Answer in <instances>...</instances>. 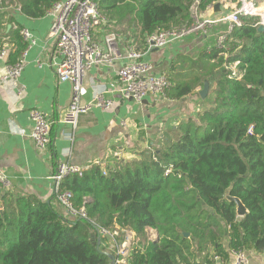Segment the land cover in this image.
I'll list each match as a JSON object with an SVG mask.
<instances>
[{"label": "trees", "instance_id": "trees-1", "mask_svg": "<svg viewBox=\"0 0 264 264\" xmlns=\"http://www.w3.org/2000/svg\"><path fill=\"white\" fill-rule=\"evenodd\" d=\"M60 1L0 0L6 65L16 64L27 48L23 27L8 9L40 19ZM92 1L107 32L130 29L143 54L148 36L190 24L192 9L204 12L218 0ZM241 22L223 48L209 47L191 61L184 56L192 65L186 79L174 82L165 73L169 99L208 84L194 118L133 160L92 165L82 177L62 180L60 191L70 192L74 210L85 218L62 216L34 196L1 193L0 264H110L91 238L95 230L112 234L117 228L144 241L130 247L128 264H210L213 256L227 261L237 251L264 256V32L254 18ZM226 195L240 200L243 217ZM147 229L156 231V241L146 239Z\"/></svg>", "mask_w": 264, "mask_h": 264}, {"label": "crops", "instance_id": "crops-1", "mask_svg": "<svg viewBox=\"0 0 264 264\" xmlns=\"http://www.w3.org/2000/svg\"><path fill=\"white\" fill-rule=\"evenodd\" d=\"M232 2L218 0L198 15L218 20L230 10ZM8 11L22 30L32 33L34 44L25 50L20 78L7 79L0 85V173L10 181L9 188H0V196L4 191L14 196H34L41 202H51L62 216H66L67 212L53 197L50 180L58 163L87 166L99 162L102 168L119 166L121 162L135 159L141 148L159 146L180 123L194 118L200 110L202 99L198 92L201 87L181 99L148 96L137 103L122 98L117 72L126 62V52L135 50L137 45L131 30L121 31L119 27L120 32H116L119 58L112 64L95 66L88 71L80 95L82 102L89 103L93 90L100 89L113 102L111 109L93 108L79 117L73 130L66 124L54 122L47 148H36L29 137L32 127L29 112L35 109L50 119L59 118L70 102L71 85L58 82L51 67L58 61L56 40L49 35L51 17L30 19L13 8ZM223 29L222 24L215 23L205 34H191L166 47L151 49L143 53L142 58L153 65V74L166 73L174 82L182 81L192 66L190 61L199 52L215 46ZM107 31L105 26L96 28L93 39L102 42ZM184 56L191 58L190 61L183 60ZM5 66L0 60V78L6 74ZM19 86L22 88L18 89ZM146 237L148 241H156L157 233L147 229ZM143 242L135 239L131 232L117 228L111 236H100L99 250L113 255L115 260L118 250L128 256L131 246L141 247ZM247 256L249 264H264L261 254L250 252ZM201 259L198 257L199 261Z\"/></svg>", "mask_w": 264, "mask_h": 264}, {"label": "built area", "instance_id": "built-area-1", "mask_svg": "<svg viewBox=\"0 0 264 264\" xmlns=\"http://www.w3.org/2000/svg\"><path fill=\"white\" fill-rule=\"evenodd\" d=\"M230 10L224 13L218 20H207L197 18L195 9H192V22L187 25L162 30L148 36L146 52L151 49L166 47L191 34H205L206 30L215 23L224 26L216 40V46L223 48L228 36L237 28L241 27L242 18H254L253 26L262 27L264 30V0H233L229 6ZM51 17L49 35L56 40L58 61L51 65L53 73L58 82H68L71 85V98L65 112L57 119H50L39 110H31L29 119L32 123L29 134L35 147L44 150L50 143L51 125L61 122L72 130L77 127L81 115L87 114L93 108L109 110L113 102L105 97L100 89L93 90L92 99L89 103L81 101V88L85 74L95 66L112 64L119 58L115 33L108 32L104 35L102 42L93 39V31L106 23L96 4L92 0H61L54 4L47 13ZM194 15V17H193ZM27 48L34 44V38L30 31H21ZM25 52L14 65H6V74L0 78V85L7 79L17 80L20 78L24 68ZM7 51L0 48V60H6ZM142 54L134 49L126 52V62L117 72V82L120 93L124 100L139 103L148 96L165 97V92L170 87V82L165 73L153 74V65L142 58ZM38 66H40L38 64ZM22 88L21 86L18 87ZM92 165L102 168V164L94 162L87 166H77L68 162H60L50 177L55 201L64 208L67 214L73 218H85L83 210L75 211L71 203L70 192L60 191L59 185L62 180L69 176L82 177ZM105 174V171L102 172ZM10 187V181L0 173V188ZM112 234L99 231L100 236H111ZM229 261L222 260L219 256H213L210 264H249L248 256L244 251L231 253ZM121 250L117 251V258L113 264H128V256L123 257ZM115 258V257H114Z\"/></svg>", "mask_w": 264, "mask_h": 264}, {"label": "water", "instance_id": "water-1", "mask_svg": "<svg viewBox=\"0 0 264 264\" xmlns=\"http://www.w3.org/2000/svg\"><path fill=\"white\" fill-rule=\"evenodd\" d=\"M9 28H10V26H8L7 29H9ZM257 31L260 32V33L264 32V30H263L262 27H258L257 28ZM207 93H208V84L207 83H204L203 88L198 92V94H199V96H200L201 99H204L206 97ZM226 198L229 201L234 202L236 204V214H237L238 217L241 218V217H243L247 213L245 207L242 205V203L240 202L239 199H237V198H231L228 195H226ZM95 234H96L97 237H96L95 241H94V238L93 237L91 238V245L93 247H95L96 250H99V246H100L99 231L98 230H95ZM185 236L187 237L188 235L185 234ZM104 254H105V256L107 258H109L110 264H113V261H114L113 255L108 254V253H104Z\"/></svg>", "mask_w": 264, "mask_h": 264}, {"label": "rangeland", "instance_id": "rangeland-1", "mask_svg": "<svg viewBox=\"0 0 264 264\" xmlns=\"http://www.w3.org/2000/svg\"><path fill=\"white\" fill-rule=\"evenodd\" d=\"M196 15H197V18L199 17V18L203 19V17H200V15H198V13ZM193 17H194V15H193ZM207 20H213V19H207Z\"/></svg>", "mask_w": 264, "mask_h": 264}]
</instances>
